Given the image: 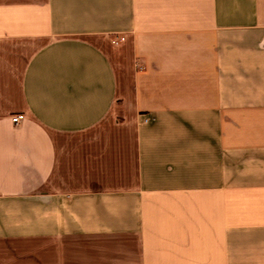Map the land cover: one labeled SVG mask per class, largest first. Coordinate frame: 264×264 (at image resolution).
Here are the masks:
<instances>
[{"label": "crops", "instance_id": "0c3cea01", "mask_svg": "<svg viewBox=\"0 0 264 264\" xmlns=\"http://www.w3.org/2000/svg\"><path fill=\"white\" fill-rule=\"evenodd\" d=\"M0 264H264V0H0Z\"/></svg>", "mask_w": 264, "mask_h": 264}, {"label": "built area", "instance_id": "2783aa9c", "mask_svg": "<svg viewBox=\"0 0 264 264\" xmlns=\"http://www.w3.org/2000/svg\"><path fill=\"white\" fill-rule=\"evenodd\" d=\"M24 118H23V116L22 115H17V116H14L13 117V122L14 123H19L21 120H23Z\"/></svg>", "mask_w": 264, "mask_h": 264}]
</instances>
